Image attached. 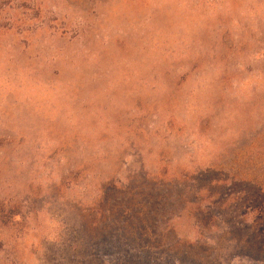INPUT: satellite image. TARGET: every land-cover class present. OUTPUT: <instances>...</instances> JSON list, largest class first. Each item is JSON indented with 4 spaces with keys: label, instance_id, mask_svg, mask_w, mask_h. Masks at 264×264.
<instances>
[{
    "label": "rangeland",
    "instance_id": "obj_1",
    "mask_svg": "<svg viewBox=\"0 0 264 264\" xmlns=\"http://www.w3.org/2000/svg\"><path fill=\"white\" fill-rule=\"evenodd\" d=\"M0 264H264V0H0Z\"/></svg>",
    "mask_w": 264,
    "mask_h": 264
}]
</instances>
